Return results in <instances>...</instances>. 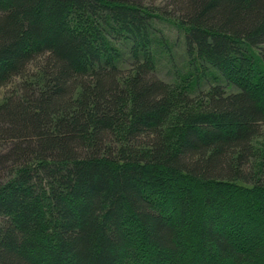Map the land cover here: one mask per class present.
I'll list each match as a JSON object with an SVG mask.
<instances>
[{
    "label": "trees",
    "instance_id": "obj_1",
    "mask_svg": "<svg viewBox=\"0 0 264 264\" xmlns=\"http://www.w3.org/2000/svg\"><path fill=\"white\" fill-rule=\"evenodd\" d=\"M263 44L264 0H0V264H264Z\"/></svg>",
    "mask_w": 264,
    "mask_h": 264
},
{
    "label": "rangeland",
    "instance_id": "obj_2",
    "mask_svg": "<svg viewBox=\"0 0 264 264\" xmlns=\"http://www.w3.org/2000/svg\"><path fill=\"white\" fill-rule=\"evenodd\" d=\"M139 1H141L145 6L148 7H159L167 3V0ZM174 21V17L172 16L155 17L152 21V31L155 34H153L154 36L152 37H156L159 40L162 39L165 41L164 46L158 47L155 53V72L159 78L168 83L176 85L177 83L181 82L179 74L181 73L182 75L183 71L186 69L185 66H187L188 64L189 57L185 50L183 30L179 28ZM121 49L122 58L120 64L124 68L129 69L132 60L129 58L128 52L125 50V48ZM258 51H260L259 53L261 55V59H263L264 62V44L258 49ZM18 80L19 79L15 77L10 84L0 88V102L7 95L8 90H12L16 87ZM206 81L207 80L205 78V80L200 84V86H202L201 89L203 90L207 86ZM231 89L232 88H230V90ZM254 147L257 148V152L262 158L263 170L259 173L261 174L262 179H264V136L261 135L254 139Z\"/></svg>",
    "mask_w": 264,
    "mask_h": 264
}]
</instances>
